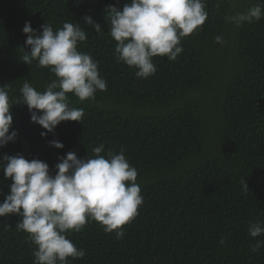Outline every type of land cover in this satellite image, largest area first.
Returning a JSON list of instances; mask_svg holds the SVG:
<instances>
[{
  "label": "trees",
  "instance_id": "obj_1",
  "mask_svg": "<svg viewBox=\"0 0 264 264\" xmlns=\"http://www.w3.org/2000/svg\"><path fill=\"white\" fill-rule=\"evenodd\" d=\"M131 0H0V86L9 84L15 142L5 155L39 159L55 175L68 152L93 157V148L125 150L138 171L143 204L139 215L116 239L90 221L67 238L85 251L69 264H264V246H252L250 223L264 222V18L237 26L225 17L246 13L264 0H206L209 14L201 30L182 39L176 61L156 56L155 74L136 77V68L119 62L105 9L122 10ZM91 16L97 33L84 24ZM50 22L80 23L87 34L78 50L99 62L106 91L71 106L84 109L79 121H63L54 133L33 123L20 89L25 81L43 92L56 76L24 63L23 28ZM222 36L223 43L215 37ZM58 140L63 149L50 141ZM248 188L245 189L243 181ZM10 179L0 169V202L10 194ZM16 214L0 217V264H34L36 245L16 224ZM224 239L221 244L220 240Z\"/></svg>",
  "mask_w": 264,
  "mask_h": 264
},
{
  "label": "clouds",
  "instance_id": "obj_2",
  "mask_svg": "<svg viewBox=\"0 0 264 264\" xmlns=\"http://www.w3.org/2000/svg\"><path fill=\"white\" fill-rule=\"evenodd\" d=\"M109 34L117 42L115 55L119 62L137 69L138 78L147 79L155 74L153 62L156 56H167L176 61L184 51L181 41L184 37L201 30L208 19L206 0H131L122 10L109 5L105 9ZM264 18V6L257 5L246 13L225 17L237 26ZM84 24L92 26L97 33L102 26L91 16L84 17ZM41 31L34 30L26 22V46L22 61L47 67L56 79L46 89L38 91L25 81L20 92L23 104L28 106L33 123L46 131L42 137L54 133L63 121H79L84 117L83 108L72 107L69 94L80 102L94 100L97 91H106L107 82L98 71L99 62L90 53L81 52L78 46L87 40L80 23L65 22L62 28L54 30L52 24L41 25ZM223 43V37H215ZM9 84L0 86V148L15 142L17 131L13 125ZM58 149L64 144L50 141ZM93 157L78 158L75 152L61 157L55 175L49 165L39 159H26L22 154L5 155L0 164L5 179H10V194L0 202V217L16 214L22 219L17 230L29 234L36 248L34 264H69V258L85 257V251L77 248L67 238L71 232H80L90 221L101 224L106 233H115L116 239L125 235L123 226L139 215L143 204L138 171L125 156V150H108L100 144L93 148ZM245 189L248 188L243 181ZM252 238L264 235V222L250 223ZM224 243V239L220 240ZM264 240L252 246L258 252Z\"/></svg>",
  "mask_w": 264,
  "mask_h": 264
}]
</instances>
